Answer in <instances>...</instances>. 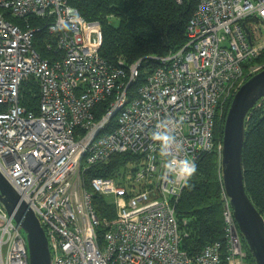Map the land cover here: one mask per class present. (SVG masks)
<instances>
[{"label":"built area","instance_id":"1","mask_svg":"<svg viewBox=\"0 0 264 264\" xmlns=\"http://www.w3.org/2000/svg\"><path fill=\"white\" fill-rule=\"evenodd\" d=\"M40 21L50 56L35 44ZM187 26L176 50L114 63L100 53V21L71 0H0V172L40 220L51 264H247L224 181L225 240L182 248L189 224L176 208L192 173L168 172L153 134L166 121L160 130L183 147L174 155L196 162L216 150L222 161L217 117L264 68V0H197ZM145 59L158 64L133 89ZM122 152L135 156L131 170L86 181L88 167ZM94 192L110 198L113 218L98 216ZM0 264H30L27 233L1 201Z\"/></svg>","mask_w":264,"mask_h":264},{"label":"trees","instance_id":"2","mask_svg":"<svg viewBox=\"0 0 264 264\" xmlns=\"http://www.w3.org/2000/svg\"><path fill=\"white\" fill-rule=\"evenodd\" d=\"M71 3L86 18L100 21L104 41L100 53L114 63L119 57L131 63L147 55H164L182 46L187 41L188 21L197 6V0H184L183 4L175 0H71ZM110 15L119 19L116 27L110 24ZM43 24L35 44L42 55L50 56L45 52L42 41L48 36ZM258 61H264V49L255 60ZM142 63L139 79L131 84L133 89L142 83L145 73L158 64L155 60L147 59ZM23 91L22 103L29 108L37 105L38 97L34 96L38 92L37 86L28 82ZM233 98L228 101V109ZM255 104L247 115L243 163L245 187L264 216V101ZM105 106L106 103L102 102L98 107L103 110ZM226 115L227 112L217 117L214 129L216 140L223 139ZM134 158L129 152L113 154L108 162L88 167L85 179L89 182L93 177H111L122 170L127 172L131 170L127 165ZM195 164L196 170L190 175L176 208L180 219H188L189 235L184 238L182 248L190 254H196L207 243L225 240L222 199L224 176L219 153L216 150L203 153ZM93 205L98 216L114 217L115 205L109 203L105 195L94 192ZM243 245L247 250V264H256L244 237Z\"/></svg>","mask_w":264,"mask_h":264},{"label":"water","instance_id":"3","mask_svg":"<svg viewBox=\"0 0 264 264\" xmlns=\"http://www.w3.org/2000/svg\"><path fill=\"white\" fill-rule=\"evenodd\" d=\"M247 31L249 32L248 28ZM251 37V35H250ZM264 96V68L249 77L236 91L226 115L223 135V181L240 233L256 264H264V216L245 187L243 148L248 113ZM0 201L27 233L30 264H51L52 253L46 231L32 208L0 172Z\"/></svg>","mask_w":264,"mask_h":264},{"label":"clouds","instance_id":"4","mask_svg":"<svg viewBox=\"0 0 264 264\" xmlns=\"http://www.w3.org/2000/svg\"><path fill=\"white\" fill-rule=\"evenodd\" d=\"M160 129H168V123L162 122L158 125L157 131L154 132V139L159 141L160 154L167 159L165 160V168L168 172L176 174L178 177L184 179L191 173L195 172V162L188 158H180L173 154V147L176 153L183 151L182 143L170 131H161Z\"/></svg>","mask_w":264,"mask_h":264},{"label":"rangeland","instance_id":"5","mask_svg":"<svg viewBox=\"0 0 264 264\" xmlns=\"http://www.w3.org/2000/svg\"><path fill=\"white\" fill-rule=\"evenodd\" d=\"M109 17H111L110 18V24L112 25V26H114V27H116V25H118L119 24V19L116 17H112L111 15L109 16ZM262 28H263V26H261ZM261 28V30H262V32H263V29ZM260 30H258L256 33H258V34H260ZM263 51V50H262ZM262 51H261V53L259 54V56L262 54ZM258 58V57H257ZM258 62H260V61H258ZM257 62V63H258ZM261 63H264V61L263 62H261ZM229 101V100H228ZM228 101L226 102V104H225V106H227L228 105ZM264 101V96L263 97H261V98H259V100L256 102L257 104H260L261 102H263ZM226 108V107H225ZM228 111V110H227ZM122 174V171H119L117 174ZM116 174V175H117ZM106 199H107V201L109 202L110 201V198L109 197H106Z\"/></svg>","mask_w":264,"mask_h":264}]
</instances>
